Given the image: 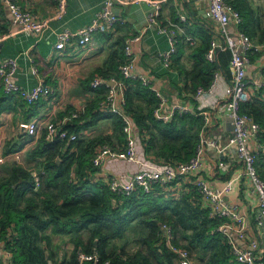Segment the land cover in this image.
<instances>
[{"label": "trees", "instance_id": "trees-1", "mask_svg": "<svg viewBox=\"0 0 264 264\" xmlns=\"http://www.w3.org/2000/svg\"><path fill=\"white\" fill-rule=\"evenodd\" d=\"M0 13H5L3 0H0ZM241 27L246 32V27ZM8 32L5 28L0 29V35ZM262 34L264 36V29ZM212 35L209 32L201 35L202 43L193 51V68L184 71L186 82L183 88H179L181 95L186 94L183 98L194 104L196 114L184 113L175 115L172 120H159L154 114L158 101L155 92L139 80L124 79L125 108L139 133L147 158L175 164L193 157L205 123L193 95L200 86L209 88L217 70L232 82L228 67L229 49L217 48L213 61L206 58ZM125 40L83 81L84 89L95 91L97 95L86 104L80 116L65 125L70 133L77 135V139L47 141L43 135L39 140L34 155L42 158L40 165L43 169L38 174L40 185H36L32 172L22 166H16L11 174L0 178V240L11 253V262L80 264L78 253L82 249L89 254L96 252L98 264H106L107 260L108 264H176L174 253L161 235V224L167 223L172 227L174 242L187 248L191 256L195 253L199 264H241L237 262L228 239L218 231L222 220L210 216L191 181L189 191L175 197L172 188L182 178L165 186L155 184L150 192L131 195L113 192L108 181L93 180L100 169L93 164L97 148L105 144L116 150L126 148L121 118L102 105L107 87L93 88L91 85L97 77L122 79L119 68L127 58ZM259 89L257 95L241 103L240 111L259 123L257 138L264 144V87ZM104 118L114 120L113 133L90 138L80 136L82 130L95 126ZM217 125L218 120L213 115L205 134ZM73 168L76 169L75 178ZM133 222L148 230L137 240L142 247L132 253L125 246L108 250L111 241L127 235ZM48 229L55 234L72 236L73 250L59 257L51 249ZM82 264L96 263L86 260Z\"/></svg>", "mask_w": 264, "mask_h": 264}, {"label": "crops", "instance_id": "crops-1", "mask_svg": "<svg viewBox=\"0 0 264 264\" xmlns=\"http://www.w3.org/2000/svg\"><path fill=\"white\" fill-rule=\"evenodd\" d=\"M16 1L22 7L33 11L38 18L50 19V28L44 32L20 30L14 24L13 17L3 0L5 13H0V29L5 28L9 32L4 34L3 40H0V60L8 57L17 58L19 67L14 77L23 88L31 89L39 79H43L51 86V91L37 102L30 104L18 94L6 93L0 84V178L11 174L16 166H22L32 172L35 178L38 177L43 169L40 165L42 158L34 155V152L45 129L41 126L39 132L32 135L28 133L25 125L34 119L59 120L92 101L97 94L95 91H86L83 81L91 76L95 68L103 65L128 37L142 34L141 40L134 44L137 57L135 69L148 74L171 102L189 101L183 98L186 94L181 95L179 88H183L186 82L184 71L193 68L195 63L193 51L202 43L201 35L205 32L212 33V39L220 43H223L224 39L220 25L208 13V0H167L162 6L160 18V24L166 28L167 33L160 32L158 24L150 20L149 13L152 7L148 2L142 1L117 3L115 11L122 21L104 33H96L91 43L85 47L73 42L64 50H60L55 47L56 32L63 29L77 30L90 23L101 9L104 0H68L67 11L60 19H52L56 12L55 0ZM227 1L241 12L244 20L242 25L246 27V33L256 42L262 41L264 0ZM181 15H185L186 18L181 19ZM235 29L233 24L229 26L230 31ZM171 32L177 39V51L172 59V66L165 68L163 53L169 47ZM189 36L195 39L194 44H190L187 40ZM33 67L37 68V73L33 71ZM247 77L252 98L260 92L257 83L264 82V51L251 54ZM230 83L222 73L219 93ZM216 119L218 125L206 136L220 135V144L225 145L231 136L232 122L223 116H216ZM113 129L114 120L104 118L95 126L82 130L80 136L90 138L111 134ZM22 144L23 146L17 149ZM250 144L257 147L256 140L250 141ZM259 144L261 143L258 142ZM261 145L257 166L260 174L264 176V144ZM97 150L98 148L95 152ZM220 161H223L224 165H220ZM136 167L135 162L118 161L108 171L100 167L93 180L108 181L110 174H128ZM242 168L243 164L234 146L220 151L219 148L209 145L205 149L204 168L200 174L207 177L212 184L222 185L239 176ZM72 175L75 178V168L72 169ZM193 178L191 175L178 181L172 188L174 196L179 197L180 194L188 192L189 181L193 183ZM227 199L238 205L240 213L245 218L249 238L258 239L264 246V228L257 225L255 218L259 200L252 185L244 178L236 179L233 188L227 192ZM47 234L51 237V249L59 257L69 252L64 249L73 242L72 236H69L70 241L66 240L62 243L59 239L68 237L67 234H55L51 229H48ZM83 234L87 238V234ZM236 241L241 246L247 245L244 240L236 239ZM73 248L74 245L72 250ZM10 258L11 253L5 249L3 263L13 264Z\"/></svg>", "mask_w": 264, "mask_h": 264}, {"label": "built area", "instance_id": "built-area-1", "mask_svg": "<svg viewBox=\"0 0 264 264\" xmlns=\"http://www.w3.org/2000/svg\"><path fill=\"white\" fill-rule=\"evenodd\" d=\"M56 12L52 19H60L67 11L68 0H55ZM148 2L152 10L149 18L159 26L162 33H167L166 28L161 26L160 18L162 6L167 0H104L101 9L97 12L92 21L77 30L63 29L56 32L57 40L55 47L64 50L68 44L76 42L80 47H85L93 40L96 33H104L111 29L116 23L122 21L115 11L117 3H139ZM209 15L220 25L224 35L223 43L211 40V45L206 52V58L209 61L215 59L217 48L231 51L230 68L232 70V82L224 89L220 87L222 72L217 70L214 79L209 88L198 87L193 99L197 102L196 108L203 114L205 123L200 132V140L196 146L195 153L191 159L179 163L156 162L146 157L145 148L139 133L134 128L133 121L126 111V95L124 79H136L141 81L155 92L158 98L154 114L159 120H172L175 115L184 113H195L194 104L190 101L171 102L166 93L155 85L153 79L143 72L137 71V57L134 51V44L141 40L142 34L130 36L125 40L126 61L120 66L121 78L97 77L92 80L93 88L105 85L107 87L106 97L102 105L107 110L118 115L123 122V131L126 134L125 150H116L112 146L105 144L98 148L93 164L95 167H102L108 171L118 161L135 162L136 169L128 174H110L108 184L110 189L118 194L131 195L136 192H150L155 184L167 185L176 179L186 176H193V184L198 190L200 199L205 207L209 209L210 216L220 218L222 221L218 226V231L228 239L232 246L237 262L241 264H264V246L258 239H251L247 234V224L245 218L239 211L236 203L227 199V192L233 188L236 179H246L252 185L253 191L259 200V207L256 213V221L259 227L264 228V176L259 172L257 166V157L259 153L258 132L259 123L248 114L241 113V103L251 98L249 90V79L247 77V66L250 62L252 53L264 51V40L256 42L242 28L243 16L241 12L230 4L227 0H208ZM4 3L10 11L13 22L22 31L26 32H44L50 28V19H40L28 8H23L18 2L13 0H4ZM185 19V15L180 16ZM233 24L236 29L230 31L229 26ZM5 35H0L3 40ZM187 40L190 44L195 43V39L189 36ZM177 51V39L172 32L169 36V47L163 53V66L170 68L173 55ZM28 53V51H26ZM19 67L17 58L8 57L0 60V84L6 93H15L20 95L30 104L37 102L41 97L46 96L51 91V86L43 79L31 89H25L15 80V74ZM35 73L37 68L33 67ZM264 87V82L257 83ZM209 96L211 97L209 98ZM86 104L81 109L66 114L59 120L39 119L31 120L25 125L29 134L36 135L41 126L45 129V139L47 141L77 139L75 133H70L65 128L74 118L80 116L85 110ZM227 117L232 122L231 136L225 145H221L220 135L208 137L205 134V128L212 124V116ZM256 140L257 147L250 144V141ZM215 146L220 151L226 147L234 146L239 160L243 164L242 172L239 176L232 178L225 184H212L207 177L200 174L204 168L205 149L207 146ZM220 165H224L220 161ZM36 185H40L39 177L35 178ZM162 236L165 238L169 249L174 253L176 264H195L191 252L174 242V233L172 227L167 224H161ZM236 239L247 242L246 246H241ZM5 255L4 243L0 240V264H4ZM80 264L86 260H93L99 263V256L96 252L86 253L80 250L78 253ZM109 263V260L105 262Z\"/></svg>", "mask_w": 264, "mask_h": 264}, {"label": "rangeland", "instance_id": "rangeland-1", "mask_svg": "<svg viewBox=\"0 0 264 264\" xmlns=\"http://www.w3.org/2000/svg\"><path fill=\"white\" fill-rule=\"evenodd\" d=\"M147 233L148 230H146L145 228L143 229V227L140 226L137 222H133L130 224L129 229L127 230V235L123 238L120 239L117 238L111 241L108 250H113L120 246H125L128 252L131 253L135 252L140 247H142V245L137 242L138 238L139 237L143 238L144 237L143 235H146ZM69 236L70 235H68V237L67 236L61 237L59 241L62 240L63 243L66 240H69ZM73 245H74L73 242L69 243L68 245H66V249L64 250H68L70 252L72 250ZM192 256L194 259V263L199 264V257L195 253L194 254L192 253Z\"/></svg>", "mask_w": 264, "mask_h": 264}, {"label": "water", "instance_id": "water-1", "mask_svg": "<svg viewBox=\"0 0 264 264\" xmlns=\"http://www.w3.org/2000/svg\"><path fill=\"white\" fill-rule=\"evenodd\" d=\"M58 161H60L59 159H58ZM97 241V240H96Z\"/></svg>", "mask_w": 264, "mask_h": 264}]
</instances>
